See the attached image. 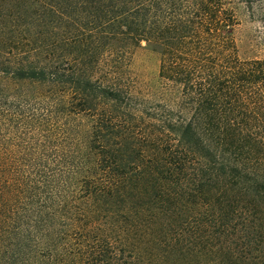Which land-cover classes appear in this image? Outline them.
<instances>
[{"label": "trees", "instance_id": "trees-1", "mask_svg": "<svg viewBox=\"0 0 264 264\" xmlns=\"http://www.w3.org/2000/svg\"><path fill=\"white\" fill-rule=\"evenodd\" d=\"M264 0H0V264H264ZM160 56L159 99L129 78Z\"/></svg>", "mask_w": 264, "mask_h": 264}, {"label": "rangeland", "instance_id": "rangeland-1", "mask_svg": "<svg viewBox=\"0 0 264 264\" xmlns=\"http://www.w3.org/2000/svg\"><path fill=\"white\" fill-rule=\"evenodd\" d=\"M239 19L233 32L238 55L243 59L264 58V21L256 14L251 17L245 9L240 10ZM159 65V54L143 42L133 49L126 70L135 87L154 101L159 99Z\"/></svg>", "mask_w": 264, "mask_h": 264}]
</instances>
